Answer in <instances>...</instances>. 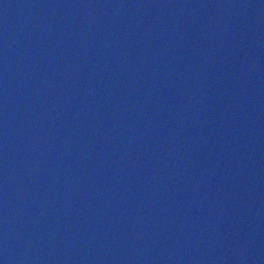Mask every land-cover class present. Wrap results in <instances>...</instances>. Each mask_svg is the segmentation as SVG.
<instances>
[{
  "label": "water",
  "instance_id": "obj_1",
  "mask_svg": "<svg viewBox=\"0 0 264 264\" xmlns=\"http://www.w3.org/2000/svg\"><path fill=\"white\" fill-rule=\"evenodd\" d=\"M0 264H264V0H0Z\"/></svg>",
  "mask_w": 264,
  "mask_h": 264
}]
</instances>
